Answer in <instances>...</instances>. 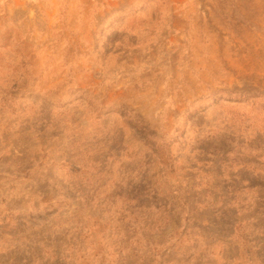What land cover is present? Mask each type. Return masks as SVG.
Returning <instances> with one entry per match:
<instances>
[{
  "label": "rangeland",
  "instance_id": "374dc122",
  "mask_svg": "<svg viewBox=\"0 0 264 264\" xmlns=\"http://www.w3.org/2000/svg\"><path fill=\"white\" fill-rule=\"evenodd\" d=\"M0 264H264V0H0Z\"/></svg>",
  "mask_w": 264,
  "mask_h": 264
}]
</instances>
